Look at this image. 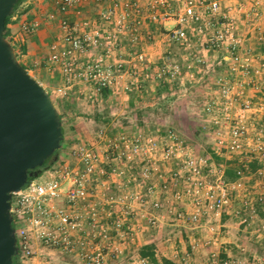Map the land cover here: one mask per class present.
Returning <instances> with one entry per match:
<instances>
[{"label": "built area", "instance_id": "built-area-1", "mask_svg": "<svg viewBox=\"0 0 264 264\" xmlns=\"http://www.w3.org/2000/svg\"><path fill=\"white\" fill-rule=\"evenodd\" d=\"M102 1L56 0L48 18L60 31L35 65L59 71L56 91L63 96L82 83L94 94H111L140 88L143 75L212 76L215 95L203 125L211 150L197 151L174 128L114 135L100 128L96 140L72 145L12 192L20 263L115 264L130 257L131 264H150L128 256L131 245L166 222L188 239L184 262L216 242L226 215L240 217L247 233H264L258 215L264 206V0H109L96 17L84 15ZM146 21L167 25L164 37L179 48L178 57L168 49L155 64L140 49ZM37 28L24 20L22 40ZM122 39L130 58L121 52ZM240 249L251 255L211 250L192 264H264L256 247L242 242Z\"/></svg>", "mask_w": 264, "mask_h": 264}, {"label": "rangeland", "instance_id": "rangeland-1", "mask_svg": "<svg viewBox=\"0 0 264 264\" xmlns=\"http://www.w3.org/2000/svg\"><path fill=\"white\" fill-rule=\"evenodd\" d=\"M159 24H150L146 21L145 25L152 29L151 32L147 33L143 30L144 26L141 28L142 37L139 47L149 57H151L149 52L151 47L149 48V46L161 41L162 38ZM155 30L158 31V34L154 32ZM122 40L123 44L121 47L124 45V48L130 46L126 39ZM13 44L16 46L20 63L26 62V66L30 70L28 72L45 84L44 86L48 88L61 115L64 140L57 152L58 157L64 153H70L72 145L78 142L96 140L97 132L100 128H107L108 135L135 129L156 133L159 130L174 128L181 135H184L197 151L210 152L212 146L211 137L203 125L206 118V104L215 95H213L215 84L212 76L200 73L195 78L183 77L175 79L176 86L171 93L170 91L159 93L156 88L153 90L151 88V83L154 82L152 81L153 79H150V81L143 75L139 78L142 84L141 87L133 90L119 88L111 95L105 96L92 93L89 86L82 83L75 85L70 94L63 96L56 91V87L61 81L59 71L54 67L49 68L45 64L35 65L34 62V56L36 55L41 57V59L47 57L49 45L45 43V45L39 46L34 51H29L28 56H24L22 42L18 39H13ZM168 49L178 57L179 48L175 44L171 43ZM167 50L164 48L159 53L160 57L155 64L161 61ZM157 81H155L156 86ZM140 89L143 90V93L138 96L139 99H136V94L134 93ZM133 95H135L134 100H132ZM168 95L170 96L168 97ZM172 96L174 97L171 98ZM134 101H136V107L134 106ZM54 155L50 164L55 161ZM38 171L39 169L34 171L36 173L35 177H38L42 172L38 173ZM250 183H253V180ZM179 228V226L170 222L155 227L153 232L156 234V241L171 237L168 239L169 243L183 244L186 241V237L183 236L181 242L179 241L181 234ZM124 258L122 264H129L130 259L128 257Z\"/></svg>", "mask_w": 264, "mask_h": 264}, {"label": "water", "instance_id": "water-1", "mask_svg": "<svg viewBox=\"0 0 264 264\" xmlns=\"http://www.w3.org/2000/svg\"><path fill=\"white\" fill-rule=\"evenodd\" d=\"M19 1L0 0V264H15L18 253L12 192L61 147L64 133L49 90L20 63L4 34L6 18Z\"/></svg>", "mask_w": 264, "mask_h": 264}, {"label": "crops", "instance_id": "crops-1", "mask_svg": "<svg viewBox=\"0 0 264 264\" xmlns=\"http://www.w3.org/2000/svg\"><path fill=\"white\" fill-rule=\"evenodd\" d=\"M55 1L44 0V3H43V0H24L18 5L17 9L10 17V20L7 24L8 39H10L12 43H13V39L15 40L18 39L22 42L23 47L25 48V51H23L24 56L25 55L28 56L29 51H34L39 46L45 45V43L49 45V49H50V44L56 39L60 31L58 30L59 29L58 22L50 20L48 18L49 12L52 11L55 7V3H54ZM108 1L109 0H103L100 3L92 4L84 12V15L96 17L99 8L105 5ZM24 20L36 21L38 23V28L34 34L27 36L25 40L23 41L22 40L23 38L22 22ZM159 25L161 28V35H162L161 41L149 46V48L151 47L149 51L151 54V58H153L155 62H157L156 60H158L160 57L159 53L164 48L165 50H167L171 45V42L165 39L164 34H163L167 25H164L162 23H160ZM145 26L146 25H144L143 27L144 32L145 33L151 32L152 29H150V27L148 26L146 27ZM154 32L157 33L158 31L155 30ZM124 47L125 45L121 47V52L123 53L124 57L130 58L132 48L130 46H126V48ZM48 53H49V50H48ZM38 58H41V57H39L38 55L34 56V59H38ZM22 64L26 66L27 63L22 62ZM39 81L41 82V80ZM152 81L154 82L151 83L152 84L151 88L155 90L156 80H152ZM41 83L45 85L43 82ZM142 91L143 90L140 89L139 91L134 93L136 94V99L137 98L139 99L138 96H140V94L143 93ZM251 94L256 95L253 91H251ZM103 95L107 96L111 94L106 93ZM132 97H133L132 100H134L135 95H133ZM173 97L174 96H172V98ZM134 102H135L134 106L136 107L137 106L136 101ZM259 188L260 187L258 186L254 187L253 191L258 190ZM258 215L259 217L264 218V206H259ZM224 221H225L224 226L220 230V234H216L217 235L216 242L207 247H200L197 252L191 253V257L187 258L185 262H184V256L186 255V252H187L186 249L188 247V239L186 235L180 231L181 228H179L180 229L179 231L181 232V234L180 236L179 235L178 236H179L180 242L183 236L186 237V241L183 242V244L176 245L174 242L169 243L168 239L171 237H167L163 240L156 241L155 239L156 234L153 232V229H152V231L145 232L144 234L139 236L138 240L131 245V248H130L131 252L128 254V256H130L132 252L134 253V255L142 256L141 247L145 243H153L155 245V251L159 258L162 256H165L169 259H172L176 264H192L193 262L200 261L201 259H204L206 256H208L211 250L218 251L223 256L226 255V256H231L232 258L242 259L244 256L251 255V252H252V250H250L249 252L244 253L240 249V244L242 242L243 243L248 242L250 244L251 249L256 247L255 251L259 255L264 254V233L262 234L247 233L244 230V224L240 222V217H237L235 215H226L224 217ZM128 258L130 259L129 264H131L133 260L130 257ZM123 259L125 258H122L119 262H115V264H122ZM150 264H154V263L150 261Z\"/></svg>", "mask_w": 264, "mask_h": 264}, {"label": "trees", "instance_id": "trees-1", "mask_svg": "<svg viewBox=\"0 0 264 264\" xmlns=\"http://www.w3.org/2000/svg\"><path fill=\"white\" fill-rule=\"evenodd\" d=\"M22 1H24V0H20L16 4L15 10L17 9L18 5ZM15 10H14V12H15ZM12 14L9 15L6 18V22H5V32H4V34H5L6 37H8L7 24L9 22V20H10V17L12 16ZM23 51H25V48L23 49ZM17 55H18V53H17ZM175 82H176L175 79H159L157 81L156 89L159 91V93H162V91H170L171 92V90L174 89V87L176 86ZM106 93H108V92L105 91L104 94H106ZM169 96L170 95H168V97ZM63 140H64V133H63L62 142H63ZM58 150H59V148L55 150L54 154L56 153V155H57L58 154L57 153ZM53 155L50 158H48L47 160H45V162H44V164L42 166L36 167L35 169H31L30 170V173L32 174V172H34L35 170L42 169L43 167L48 166L50 164V162H51V159H52ZM252 166L255 167L256 164L254 163ZM228 172H229V174L231 176L233 175V171L231 169H229ZM31 174L29 175V180L32 179V178H34V175H31ZM141 255L144 256V257H147L154 264H176L172 259H169V258H167L165 256H162V257L159 258L157 256V254H156L155 245L153 243H145V244H143L142 247H141ZM14 263L15 264H21L20 261H19V259H18V257H15Z\"/></svg>", "mask_w": 264, "mask_h": 264}]
</instances>
